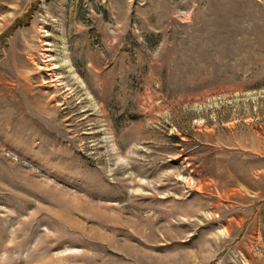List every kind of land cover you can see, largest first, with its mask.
I'll return each mask as SVG.
<instances>
[{
  "label": "rangeland",
  "instance_id": "rangeland-1",
  "mask_svg": "<svg viewBox=\"0 0 264 264\" xmlns=\"http://www.w3.org/2000/svg\"><path fill=\"white\" fill-rule=\"evenodd\" d=\"M0 264H264V0H0Z\"/></svg>",
  "mask_w": 264,
  "mask_h": 264
}]
</instances>
